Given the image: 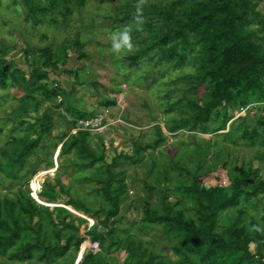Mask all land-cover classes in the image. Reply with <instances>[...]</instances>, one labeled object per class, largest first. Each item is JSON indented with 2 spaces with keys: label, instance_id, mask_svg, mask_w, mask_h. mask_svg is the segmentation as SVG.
<instances>
[{
  "label": "rangeland",
  "instance_id": "374dc122",
  "mask_svg": "<svg viewBox=\"0 0 264 264\" xmlns=\"http://www.w3.org/2000/svg\"><path fill=\"white\" fill-rule=\"evenodd\" d=\"M178 1L0 0V44L11 70L29 73L45 47L66 58L60 69L50 70V92L59 86L64 90L58 98L48 99L43 88L36 92L15 85L0 88V196L14 195L22 188L48 207L44 210V223L52 237L61 232L64 239L71 235L81 239L79 246L74 242L69 252L53 263L37 259L17 262L2 255L0 262L81 264L93 251L99 264H128V254L122 246L96 248L98 242L92 240L90 233L96 227L106 228L103 209L111 206L97 186L99 179L108 176V168L124 177L126 190L115 223L106 230L113 226L121 237L129 231L160 254L164 264H173L181 258L173 250L176 239L165 234L162 225L144 218L147 209L162 210L165 191L169 192L172 204L182 199L187 217L199 222L196 200L182 192L193 174L202 175L206 189L218 184L229 187L230 172L241 175L251 167L252 173L257 170L264 178V139L241 138L244 123L251 126L264 117V112L256 108L255 98L251 97L246 104L230 103L221 108L219 119L209 124L206 131L184 129L171 133L164 128L189 114L187 101H202L210 91L208 84L198 81V63L192 58L173 70L172 65L159 62L158 51H151L138 65L129 64L130 55L147 47L155 34L165 31L167 22L160 17L162 9L182 15L194 0ZM258 11L260 15L252 27L264 35V0H260ZM149 20L154 21L151 30L146 26ZM142 39L148 42H141ZM77 40L84 45L86 56H80ZM114 100L121 101L123 119L132 126L125 123L91 133L90 142L99 156L105 155L104 162L87 168L74 152L60 151L62 140L68 138L76 120L82 118L77 111L94 116L108 107H118L117 102L111 104ZM46 113L52 115L54 126L50 133L41 134ZM224 121L226 129L219 130ZM30 124L35 125L33 130ZM159 125L163 127L165 140L158 148L138 154L135 150L138 142L146 146L162 139ZM15 138H30L39 144L29 151L23 165L10 172L9 159L3 150ZM118 183L115 180L114 186ZM49 186L56 187L59 194L54 203L39 196L50 191ZM68 198L98 213L87 214L73 205L66 207L68 212L58 209L64 207L62 204ZM238 216L243 218L238 226L249 229L252 253L264 260V195L244 200L238 207L225 211L221 226L234 224ZM193 264L202 263L195 260Z\"/></svg>",
  "mask_w": 264,
  "mask_h": 264
},
{
  "label": "trees",
  "instance_id": "16d2710c",
  "mask_svg": "<svg viewBox=\"0 0 264 264\" xmlns=\"http://www.w3.org/2000/svg\"><path fill=\"white\" fill-rule=\"evenodd\" d=\"M259 4L260 0H194L182 15L169 9L160 11V17L167 22L165 31L155 34L147 47L130 55L129 64L138 65L151 51H158L161 56L159 62H165L170 67L172 65L173 70L180 69L193 58L199 66L198 81L208 84L210 89L202 101H187L189 114L167 123L169 132L177 133L184 129L191 132L206 131L209 124L219 119L221 108L230 103L246 104L251 97L258 102L257 110L264 112V35L252 27L260 15ZM153 25V20L146 24L150 30ZM262 27L264 33V24ZM141 42L147 43L148 40L142 39ZM75 44L80 48V56H86L83 53L84 45L79 40ZM40 51L38 60L27 73L22 69L11 70L0 44V88L15 85L26 87L32 92L43 88V94L48 99L61 96L64 92L61 86L51 89V92L49 90L50 70L60 69L62 64H66V58L63 59L50 47ZM67 71L76 73L77 69ZM39 82H42L40 86ZM116 102L114 100L111 104ZM77 113L82 118L89 117L85 113ZM42 120L40 133H50L54 126L52 115L46 113ZM242 126L241 138L249 141L264 139V117L251 126L245 123ZM29 127L33 130L35 125L30 124ZM226 127L227 121H224L219 130ZM158 130L162 139L146 146L138 142L135 147L138 154L160 146L165 137L162 126L159 125ZM90 139L89 131L71 133L62 140L60 151L65 154L74 152L87 168L95 166L105 161V155H98ZM38 144V140L15 138L9 148L3 150L9 159L10 172L15 166L23 165L29 151ZM251 170L252 167L241 175L230 172L229 187L218 184L208 189L203 187L202 175L197 172L193 174L191 182L182 187V192L196 200L200 210L199 222L187 217L181 206L182 199L170 203L168 191L163 194L161 211L146 210L145 221L162 225L165 234L175 237L173 250L181 258L173 264H193L195 260L202 264H264V260L258 259L250 249L252 238L248 227L238 226L242 223V216H238L236 222L227 227L220 224L225 211L238 207L244 200L264 195V178L258 175L257 170L254 173ZM107 171L108 176L98 180L97 189L111 206L103 209L106 228H109L120 212L126 184L124 177L114 170L108 168ZM115 180L119 181L117 186H114ZM48 188L50 191L41 192L39 196L44 201L49 200L48 203H54L52 201L58 200L59 194L56 187ZM61 189L64 191L63 185ZM65 194L68 195V192L65 191ZM62 205L64 207L57 208L67 211L66 207L73 205L76 210L87 214L98 213L73 198H68ZM44 210H48V207L22 188L15 191L14 195L0 196V255L17 262L37 259L53 263L64 257L74 242H77L76 246L80 245L81 239L72 235L64 239L62 233L58 232L52 237L45 228ZM47 220L52 221L50 218ZM106 228L91 230L92 240L103 247L108 245V249L122 246L128 254V264H164L160 254L134 238L129 231L126 230V236L121 237L113 226L109 230ZM96 258V253L90 251L81 264H99Z\"/></svg>",
  "mask_w": 264,
  "mask_h": 264
},
{
  "label": "built area",
  "instance_id": "2783aa9c",
  "mask_svg": "<svg viewBox=\"0 0 264 264\" xmlns=\"http://www.w3.org/2000/svg\"><path fill=\"white\" fill-rule=\"evenodd\" d=\"M117 104L118 107H108L94 116L78 119L74 128L72 129V133H78L79 131H89L90 133H96L120 124L126 123L127 125H131L123 119L122 112L120 111L122 109L121 101H117ZM117 109L119 110L118 112ZM164 129L167 128L165 127ZM59 152L60 151H58V154ZM94 247L98 248L99 243H95Z\"/></svg>",
  "mask_w": 264,
  "mask_h": 264
},
{
  "label": "clouds",
  "instance_id": "9594fccd",
  "mask_svg": "<svg viewBox=\"0 0 264 264\" xmlns=\"http://www.w3.org/2000/svg\"><path fill=\"white\" fill-rule=\"evenodd\" d=\"M61 149V148H60Z\"/></svg>",
  "mask_w": 264,
  "mask_h": 264
}]
</instances>
